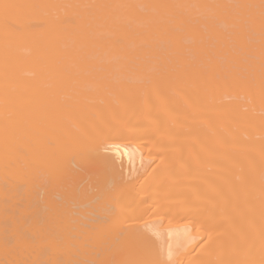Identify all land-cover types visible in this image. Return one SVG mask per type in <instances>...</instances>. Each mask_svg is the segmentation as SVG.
Returning a JSON list of instances; mask_svg holds the SVG:
<instances>
[{
  "label": "bare ground",
  "instance_id": "obj_1",
  "mask_svg": "<svg viewBox=\"0 0 264 264\" xmlns=\"http://www.w3.org/2000/svg\"><path fill=\"white\" fill-rule=\"evenodd\" d=\"M0 264H264V0H0Z\"/></svg>",
  "mask_w": 264,
  "mask_h": 264
}]
</instances>
